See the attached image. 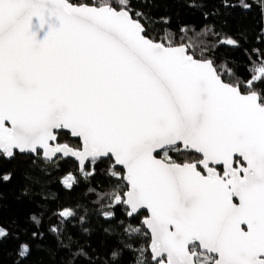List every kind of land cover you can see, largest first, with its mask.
<instances>
[{
  "label": "snow or ice",
  "instance_id": "6c2138e0",
  "mask_svg": "<svg viewBox=\"0 0 264 264\" xmlns=\"http://www.w3.org/2000/svg\"><path fill=\"white\" fill-rule=\"evenodd\" d=\"M34 17L60 26L40 41ZM141 19L130 0H0V157L42 153L50 161L60 153L75 157L85 178L105 158L112 176L122 166L127 191L115 204L128 217L148 213L155 264H264V61L242 78L226 62L173 46L167 28L152 38ZM219 43L240 46L231 37ZM64 130L78 148L53 143ZM124 232L140 229L129 223ZM123 247L146 264L145 249ZM29 252L22 243L20 257ZM121 253L113 250V261Z\"/></svg>",
  "mask_w": 264,
  "mask_h": 264
},
{
  "label": "trees",
  "instance_id": "16d2710c",
  "mask_svg": "<svg viewBox=\"0 0 264 264\" xmlns=\"http://www.w3.org/2000/svg\"><path fill=\"white\" fill-rule=\"evenodd\" d=\"M69 2L99 5L105 0ZM244 2L251 7H241L240 0H130V7L148 17L141 23L152 38L164 36L167 28L173 46H187L195 58L213 59L217 66L226 62L237 75L251 79L264 61V0ZM161 18L169 22L164 24ZM224 37L239 41L240 46L220 44ZM59 137L61 143L80 146L66 133ZM168 156L177 162L184 159L175 152ZM111 164V160L98 162L95 173L85 178L71 160L47 163L40 157L17 156L12 161L0 157V227L7 230L0 239V264H135L139 253L124 248L125 241L133 249H145L146 264H154L150 237L141 225L146 215L130 221L124 205L115 204V194L123 196L127 186L121 170H116L120 177L109 174ZM7 173H12L9 182L2 179ZM69 174L71 188L63 183ZM65 209L74 215L63 217ZM107 211H114L115 217L105 218ZM33 215L39 225L31 220ZM129 223L140 229L131 238L124 232ZM22 243L30 248L24 258L19 255ZM116 249L122 253L113 261L111 253ZM81 251L87 255H77Z\"/></svg>",
  "mask_w": 264,
  "mask_h": 264
},
{
  "label": "water",
  "instance_id": "95a60500",
  "mask_svg": "<svg viewBox=\"0 0 264 264\" xmlns=\"http://www.w3.org/2000/svg\"><path fill=\"white\" fill-rule=\"evenodd\" d=\"M69 3H71V2H69ZM72 4H73V3H72ZM73 5H76V4H73ZM52 26H55V27H57V28L60 26V22H59V20H58L57 18L52 17V18L49 20V23H48V24H45L43 27H41V25H40V21H39V18H35V17H34V18H33V21H32V28H31V31H32L33 33L36 34V38H37L38 40L42 41V40H44V39L46 38V36H47L48 32L51 30V27H52ZM186 47H187V46H186ZM187 48H188V47H187ZM188 50H189V48H188ZM189 52H190V50H189ZM62 133H66V134H68V135L70 136V139H71L72 141H78V142H80L78 138L72 137V136L70 135V133H69L68 130H64ZM58 140H59V137H58ZM58 140H57L56 142H53V143H57ZM71 147H72V146H71ZM19 155H21V156L37 157V155H24V154H19ZM158 158H159V157H158ZM5 159H6V158H5ZM42 159H43L45 162H47V163H53V162H55V161L58 160V159H63V160H65V161L71 160L72 162H74L75 164H77V166H78V170H79V173H80V175H82V174H81V171H80L79 163H78V161L76 160L75 157H63L62 154L58 153L57 156H56V157H53L50 161L47 160L46 158H44L43 155H42ZM6 160H7V161H11L12 159H6ZM105 160H109V159H106V158H105V159H103L102 161H105ZM102 161H101V162H102ZM112 163H113V161H112ZM85 168H86V169L88 168V164H87V163H86V165H85ZM116 170H121L122 172H124L122 166H119V165H117V166L115 167L114 171H116ZM123 182H124V184L127 186V184L125 183L124 179H123ZM124 207H125V206H124ZM141 214H145L146 216L148 215V213H147V212H144V211H142L139 215H141ZM139 215H137V216H139ZM137 216H136V217H137ZM136 217H135V218H136ZM144 218H145V217H144ZM144 218H143V220H144ZM128 219L131 221V220L133 219V217H128ZM143 220H142V221H143ZM141 225H142V227L145 229V231H146V233L148 234V236L150 237V243H151L150 230L147 228V226H146L145 224H143V222L141 223ZM149 252H150V254H151L150 247H149ZM151 257H152V254H151ZM152 262L155 264V261L152 260Z\"/></svg>",
  "mask_w": 264,
  "mask_h": 264
},
{
  "label": "flooded vegetation",
  "instance_id": "af4514ba",
  "mask_svg": "<svg viewBox=\"0 0 264 264\" xmlns=\"http://www.w3.org/2000/svg\"><path fill=\"white\" fill-rule=\"evenodd\" d=\"M59 138H60V137H59ZM74 142H78V141H74ZM58 143H61V142H60V139L58 140ZM61 144H63V143H61ZM79 144H80V142H79ZM17 156H20V157H21V155H19V154H17L16 157H17ZM22 157H23V156H22ZM37 157H40V158L42 159V153H41L40 155H38ZM37 157H33V158H37ZM1 158H2V157H1ZM4 159H5V158H4ZM14 159H15V158H14ZM14 159H12V160H14ZM5 160H6V159H5ZM12 160H11V161H12ZM42 160H43V159H42Z\"/></svg>",
  "mask_w": 264,
  "mask_h": 264
},
{
  "label": "rangeland",
  "instance_id": "374dc122",
  "mask_svg": "<svg viewBox=\"0 0 264 264\" xmlns=\"http://www.w3.org/2000/svg\"><path fill=\"white\" fill-rule=\"evenodd\" d=\"M67 178H68V177H67ZM67 178H65V179H67ZM69 182H71V183H72V182H73V180H72V181H69ZM65 185H66V184H65ZM66 186H67V185H66ZM2 238H4V237H0V239H2Z\"/></svg>",
  "mask_w": 264,
  "mask_h": 264
}]
</instances>
